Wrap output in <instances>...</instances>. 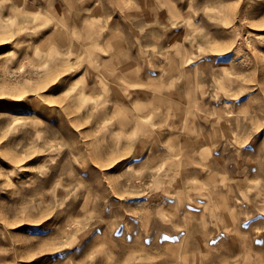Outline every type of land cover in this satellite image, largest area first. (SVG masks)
Instances as JSON below:
<instances>
[{"label":"rangeland","instance_id":"1","mask_svg":"<svg viewBox=\"0 0 264 264\" xmlns=\"http://www.w3.org/2000/svg\"><path fill=\"white\" fill-rule=\"evenodd\" d=\"M0 264H264V0H0Z\"/></svg>","mask_w":264,"mask_h":264}]
</instances>
